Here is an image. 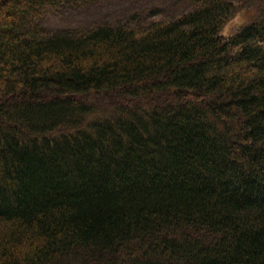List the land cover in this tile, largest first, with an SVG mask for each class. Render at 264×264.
<instances>
[{
	"label": "trees",
	"instance_id": "1",
	"mask_svg": "<svg viewBox=\"0 0 264 264\" xmlns=\"http://www.w3.org/2000/svg\"><path fill=\"white\" fill-rule=\"evenodd\" d=\"M91 1L0 0V264H264V0Z\"/></svg>",
	"mask_w": 264,
	"mask_h": 264
},
{
	"label": "rangeland",
	"instance_id": "2",
	"mask_svg": "<svg viewBox=\"0 0 264 264\" xmlns=\"http://www.w3.org/2000/svg\"><path fill=\"white\" fill-rule=\"evenodd\" d=\"M186 3L176 6L173 0H93L71 11H49L42 17V22L50 28L84 27L105 21H125L132 15L146 17L149 11L155 9V19L162 18L166 13L184 9ZM254 8L239 10L223 27L224 35L235 33L244 24L250 22L256 15ZM121 97L112 94L92 95L85 101L93 105L97 114H109L121 101Z\"/></svg>",
	"mask_w": 264,
	"mask_h": 264
}]
</instances>
